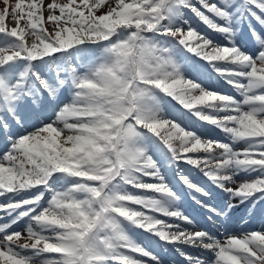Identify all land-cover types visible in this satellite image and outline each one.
Instances as JSON below:
<instances>
[{
	"label": "snow or ice",
	"instance_id": "6c2138e0",
	"mask_svg": "<svg viewBox=\"0 0 264 264\" xmlns=\"http://www.w3.org/2000/svg\"><path fill=\"white\" fill-rule=\"evenodd\" d=\"M0 137V264H264V0H0Z\"/></svg>",
	"mask_w": 264,
	"mask_h": 264
},
{
	"label": "rangeland",
	"instance_id": "374dc122",
	"mask_svg": "<svg viewBox=\"0 0 264 264\" xmlns=\"http://www.w3.org/2000/svg\"><path fill=\"white\" fill-rule=\"evenodd\" d=\"M193 23L196 24V21L193 20ZM196 26H197V27H200V28H203L202 26H200V25H198V24H196ZM211 83H213V84L216 83L215 78H213V80L211 81Z\"/></svg>",
	"mask_w": 264,
	"mask_h": 264
},
{
	"label": "bare ground",
	"instance_id": "6f19581e",
	"mask_svg": "<svg viewBox=\"0 0 264 264\" xmlns=\"http://www.w3.org/2000/svg\"><path fill=\"white\" fill-rule=\"evenodd\" d=\"M201 30L204 31L203 28H201Z\"/></svg>",
	"mask_w": 264,
	"mask_h": 264
}]
</instances>
